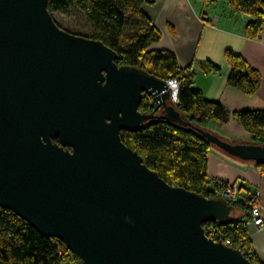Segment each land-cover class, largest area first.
<instances>
[{"label":"water","instance_id":"obj_1","mask_svg":"<svg viewBox=\"0 0 264 264\" xmlns=\"http://www.w3.org/2000/svg\"><path fill=\"white\" fill-rule=\"evenodd\" d=\"M48 1L0 0V208L82 264H255L202 230L233 223L236 207L166 183L121 132L163 118L243 162L264 165V147L183 120L169 81L58 26Z\"/></svg>","mask_w":264,"mask_h":264},{"label":"trees","instance_id":"obj_2","mask_svg":"<svg viewBox=\"0 0 264 264\" xmlns=\"http://www.w3.org/2000/svg\"><path fill=\"white\" fill-rule=\"evenodd\" d=\"M147 2L148 0H49L48 4L52 14L68 13L72 8L83 12L92 25L86 35L77 34L57 23L58 26L71 34L86 36L110 47L119 56V66L142 68L166 81L176 79L180 87L178 102L170 100L169 105L179 111L183 120L191 122L196 128L209 131L211 122L228 124L234 118L249 134L253 145L264 147V112H230L221 102L207 99L199 88L193 86L196 71L200 69H180L175 54L151 50V46L160 41L162 34L141 11ZM228 2L236 12L255 18L245 29L249 39H256L264 30V0ZM138 19L146 24L139 26L138 31L128 37V44L125 45L128 25L133 21L138 26L139 23L135 21ZM227 58L232 65L228 85L243 90L247 95L254 94L262 85L264 75L233 51L228 50ZM202 70L219 75L222 68L206 61ZM143 100L139 111L152 114L158 106L157 102L149 97ZM163 113L161 108L156 114L162 117ZM121 134L124 144L141 155L146 166L156 171L166 183L193 191L210 200L220 198L217 194L218 185L211 181L208 174L211 148L215 145L207 141L199 131L157 118L141 131H122ZM54 141L59 143L58 139ZM256 164L264 174V165ZM233 207L242 213V217H236L231 224L219 225L214 222L212 225L225 237L234 239L236 243H243L249 252L238 249L247 259L255 264H262L251 249V241L244 226L250 215V206L241 202ZM77 263L82 264L62 242L43 237L14 212L0 208V264Z\"/></svg>","mask_w":264,"mask_h":264},{"label":"crops","instance_id":"obj_3","mask_svg":"<svg viewBox=\"0 0 264 264\" xmlns=\"http://www.w3.org/2000/svg\"><path fill=\"white\" fill-rule=\"evenodd\" d=\"M219 4L225 6L222 8ZM141 11L162 34L160 41L154 43L151 50L175 54L180 69H200L196 71L193 86L199 88L207 99L221 102L232 113L264 112V80L252 95L245 94L243 90L228 85L227 82L232 68L227 58L228 50L241 55L250 66L264 75V30L256 39H249L245 29L255 20L254 17L236 12L228 1L211 4L209 0H148ZM206 61L219 65L222 68L221 73L214 75L204 72L202 67ZM218 124L226 134L233 133V138H250L234 118L228 124ZM215 148H211L209 158L210 178L238 181L243 187L259 189L264 217L263 172L256 163L243 162L234 159L235 157L232 159ZM236 216L240 217L238 212ZM246 229L252 251L258 261L264 264V230L253 224L247 225Z\"/></svg>","mask_w":264,"mask_h":264},{"label":"built area","instance_id":"obj_4","mask_svg":"<svg viewBox=\"0 0 264 264\" xmlns=\"http://www.w3.org/2000/svg\"><path fill=\"white\" fill-rule=\"evenodd\" d=\"M218 1L226 2L228 0H209L211 4H215ZM170 86L177 87L176 91L172 96L174 102H178V92H179V83L176 79L169 81ZM211 181L218 185L217 194L221 199H225L231 206L243 202L245 205L250 206V215L244 222V226L247 227L249 224H253L256 228L264 230V217H262L263 206H261V191L259 189L252 190L247 187H243L238 181L228 182L225 180L213 179ZM211 224V223H209ZM204 230L209 235L208 238L213 241H222L226 246L233 248H242L245 253L249 251L246 250L243 243H236L232 238H227L217 230L214 225H206ZM244 247V248H243Z\"/></svg>","mask_w":264,"mask_h":264},{"label":"rangeland","instance_id":"obj_5","mask_svg":"<svg viewBox=\"0 0 264 264\" xmlns=\"http://www.w3.org/2000/svg\"><path fill=\"white\" fill-rule=\"evenodd\" d=\"M220 4H219V7L223 8L225 6V5H220ZM223 10L224 9H221V11H223ZM52 15L54 16V19L56 20L57 23L61 24L64 28H66L70 31H73L77 34H82V35L85 34L86 35L91 30L92 25L88 22L86 15L76 8H72L71 11H69L68 13H62V12L56 13V12H54ZM135 21L138 22L139 25L137 26L133 21L130 22V24L128 25L127 30L125 32V34H126V37L124 40L125 45L128 44V37L131 34L136 33L138 31L139 26L146 24L145 22H143L142 20H139V19H138V21L137 20H135ZM209 126H208L209 127L208 130H210L211 132H213L217 136H220L223 138L225 137L224 138L225 141H228L230 143L235 141L237 143L252 144V142H253L252 139H250L248 136L237 137L240 139L233 138L234 137L233 133L231 135L226 134L221 129V125L218 124L217 122H211L209 124ZM217 151H220L222 154L229 157L222 150L218 149ZM234 159H236V158H234ZM238 215H240V216L242 215L240 211L238 212ZM77 264H79V263H77Z\"/></svg>","mask_w":264,"mask_h":264},{"label":"bare ground","instance_id":"obj_6","mask_svg":"<svg viewBox=\"0 0 264 264\" xmlns=\"http://www.w3.org/2000/svg\"><path fill=\"white\" fill-rule=\"evenodd\" d=\"M171 88H172V91L173 92H175L176 91V89H177V87H175V86H171ZM209 223H211V224H213L214 222H208V223H205V224H203L202 225V230H204V227L206 226V225H211V224H209ZM204 233H205V235L207 236V238L209 237V235L206 233V231L204 230ZM208 239H210V238H208ZM210 240H212V239H210ZM215 241V240H214ZM216 242H222V241H216ZM225 245V244H224ZM228 247V246H227ZM230 248H233V247H230ZM233 249H235V250H237L236 248H233ZM239 250V249H238ZM240 251V250H239ZM242 252V251H241ZM243 253V252H242ZM243 255L245 256V254L243 253ZM246 257V256H245ZM247 258V257H246Z\"/></svg>","mask_w":264,"mask_h":264},{"label":"clouds","instance_id":"obj_7","mask_svg":"<svg viewBox=\"0 0 264 264\" xmlns=\"http://www.w3.org/2000/svg\"><path fill=\"white\" fill-rule=\"evenodd\" d=\"M221 199V198H220Z\"/></svg>","mask_w":264,"mask_h":264}]
</instances>
